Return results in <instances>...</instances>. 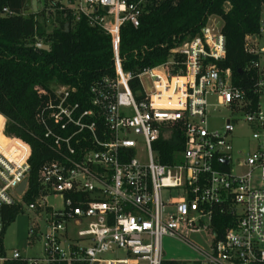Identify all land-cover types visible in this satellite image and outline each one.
Instances as JSON below:
<instances>
[{
    "label": "built area",
    "instance_id": "2783aa9c",
    "mask_svg": "<svg viewBox=\"0 0 264 264\" xmlns=\"http://www.w3.org/2000/svg\"><path fill=\"white\" fill-rule=\"evenodd\" d=\"M145 3L36 0L35 9L21 12L102 30L112 47L113 76L96 79L86 99L75 95V86H56L37 109L35 121L53 156L38 169L33 190L32 145L7 133L9 119L0 113V264H161L164 237L196 250L194 264H264V44H258L264 23L243 41L244 52L255 56L246 66L255 73L250 97L221 65L226 39L216 15L173 47L168 60L142 69L134 92L132 74L122 69L120 35L125 24L139 26ZM14 14L8 7L0 13ZM219 108L227 117L221 128H209V109ZM242 125L252 148L232 145L234 128ZM178 131L182 149L163 164L154 143ZM51 196L60 209L49 204ZM13 206L34 213L28 235L30 244L42 241L39 255L4 248V208ZM215 213L231 217L221 237ZM120 250L123 258H101Z\"/></svg>",
    "mask_w": 264,
    "mask_h": 264
},
{
    "label": "trees",
    "instance_id": "16d2710c",
    "mask_svg": "<svg viewBox=\"0 0 264 264\" xmlns=\"http://www.w3.org/2000/svg\"><path fill=\"white\" fill-rule=\"evenodd\" d=\"M27 0H0L14 15H0V113L9 119L6 131L32 145L29 185L37 187V171L53 156L35 121L37 109L56 86L76 87L75 95L87 98L89 86L101 76H113V54L109 37L85 21L69 23L60 15L47 22L40 13L22 15ZM228 8V9H227ZM264 0H146L140 24L121 29L119 55L122 69L132 74L131 89H139L137 74L168 60L170 50L191 39L211 15L222 20L226 56L221 62L231 70V79L248 97L255 73L246 66L255 56L243 50L244 37L259 32ZM47 45L48 50L37 47ZM181 60L178 53L174 54ZM42 87L39 94L35 87ZM30 134L36 137L30 136ZM182 134L160 137L154 143L157 159L168 164L182 149ZM26 199H30L28 195ZM5 228L18 214L16 206L4 208ZM231 217L215 213L218 237L229 227ZM5 264H14L6 262ZM161 264H181L164 259Z\"/></svg>",
    "mask_w": 264,
    "mask_h": 264
},
{
    "label": "rangeland",
    "instance_id": "374dc122",
    "mask_svg": "<svg viewBox=\"0 0 264 264\" xmlns=\"http://www.w3.org/2000/svg\"><path fill=\"white\" fill-rule=\"evenodd\" d=\"M262 19H264V10H262ZM258 44H264V33L258 37ZM227 117V112L223 108L218 110L209 109L208 125L209 128H221L223 120ZM253 140L250 137L249 128L245 125L235 126L233 131L232 145L237 148H252ZM256 183H258L256 181ZM49 204L54 209H60L62 204L59 198L49 197ZM34 219L32 211L24 210L18 213L13 221L5 228L2 242L8 253L13 249L18 250L22 256L39 255L42 248V241L35 240L30 244V237L28 235L29 228ZM40 228L44 230V225L40 220ZM192 241L197 245H202V239L197 235L191 236ZM162 257L163 259H174L180 261L181 264H194V260L199 257V253L185 242L175 238L164 237L161 241ZM125 253L123 251H116L114 253L108 252L101 255V258H123Z\"/></svg>",
    "mask_w": 264,
    "mask_h": 264
},
{
    "label": "water",
    "instance_id": "95a60500",
    "mask_svg": "<svg viewBox=\"0 0 264 264\" xmlns=\"http://www.w3.org/2000/svg\"><path fill=\"white\" fill-rule=\"evenodd\" d=\"M30 5H31V7H33V9H35L36 8V0H31V2L30 1L26 2L27 7ZM37 47L42 48V49H46V50L49 49V47L47 45H44V44H37ZM24 185H25V181L21 184V186L19 187V190H21L24 187Z\"/></svg>",
    "mask_w": 264,
    "mask_h": 264
},
{
    "label": "crops",
    "instance_id": "0c3cea01",
    "mask_svg": "<svg viewBox=\"0 0 264 264\" xmlns=\"http://www.w3.org/2000/svg\"><path fill=\"white\" fill-rule=\"evenodd\" d=\"M262 23H264V19H262V14H261V19H260V22H259V28H260V26H261Z\"/></svg>",
    "mask_w": 264,
    "mask_h": 264
}]
</instances>
